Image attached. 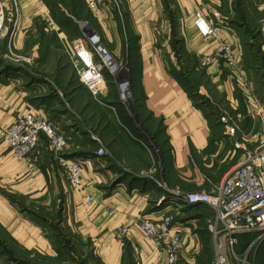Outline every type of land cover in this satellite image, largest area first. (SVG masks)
Returning a JSON list of instances; mask_svg holds the SVG:
<instances>
[{
    "label": "crops",
    "instance_id": "0c3cea01",
    "mask_svg": "<svg viewBox=\"0 0 264 264\" xmlns=\"http://www.w3.org/2000/svg\"><path fill=\"white\" fill-rule=\"evenodd\" d=\"M80 1L89 7L91 0ZM51 4L52 0H21L13 46L29 61H40L45 72L66 77V83L71 69L53 63L58 49L35 21L40 8L51 11ZM122 4L123 16L110 5L91 14L105 31L98 30L103 43L111 44L114 54L129 57L136 99L144 113L163 125L170 183L188 191L209 189L257 142L264 84L253 73L254 62L264 60V0H122ZM70 5L77 8L74 0ZM197 8L221 25L220 39L241 58L237 69L219 60L203 65L219 40L199 31ZM72 23L75 27L66 23V31L61 29L70 44L81 37V25L76 19ZM5 37L0 45L7 42ZM73 54L76 59L74 50ZM189 59L197 63L187 65ZM6 66L0 67V126H9L17 109L53 117L59 125L64 122L61 128L71 135L66 156L83 161L84 186L72 185L44 142L25 160L16 157L0 136V264H168L166 251L136 224L140 217L159 219L165 213H172L174 227L182 229L185 253L198 264H211L214 254L204 229L206 205L185 206L169 196L159 203L164 191L154 183L115 175L108 155L96 157L88 137L68 123L70 112L61 104V95L42 91V81L22 75L17 66ZM197 88L205 100L197 99ZM223 116L236 128L227 139H222L220 129ZM235 142L243 147L235 149ZM90 196L94 201L88 205ZM123 224L129 232L121 241L115 230ZM254 259L264 264V254Z\"/></svg>",
    "mask_w": 264,
    "mask_h": 264
},
{
    "label": "built area",
    "instance_id": "2783aa9c",
    "mask_svg": "<svg viewBox=\"0 0 264 264\" xmlns=\"http://www.w3.org/2000/svg\"><path fill=\"white\" fill-rule=\"evenodd\" d=\"M20 3L21 0H0V40L3 36H8L5 58L7 62L14 64L30 60L19 54L13 46L21 16ZM105 5H110L114 12L123 16L122 0L89 2V7L95 11ZM37 17L44 24L48 34L60 41L65 40L64 33L48 8L41 7ZM80 25L81 37L71 41L77 57V70L80 81L92 94L97 95L106 83V76H116L122 67L114 62L112 54L103 45L101 35L94 31L88 22ZM196 25L204 36H213L219 40L214 52L203 58V65L219 60L231 69H237L241 64V58L232 45L220 39L218 32L221 25L210 19L201 8L196 9ZM5 76L8 80L12 79V75ZM243 79L248 88V81L244 76ZM119 82L123 95L128 94L126 90L132 86V79ZM258 114L262 122L256 132V145L242 152L239 161L230 167L219 183L211 182L209 189L184 192L171 189L168 183H156L153 180V183L164 191L159 203L164 197L169 196L174 198L177 204L185 206L206 205L204 229L210 237V247L214 254L211 264H250L249 256L253 245L264 241V117L261 116V110ZM221 121L227 126L229 136L236 134V128L229 123V119L223 116ZM0 136L8 141L16 157L25 160L30 159L44 142L72 185L77 188L84 186L82 177L84 163L80 159L66 156L71 135L61 128L55 119L17 109L12 123L6 127L0 126ZM99 144L100 147L94 151L95 156H107L106 146L102 145L101 141ZM234 147L241 149L243 146L240 142H235ZM93 201L94 197L90 196L87 204L91 205ZM107 210L109 213L114 212L111 207H107ZM136 224L158 249L166 251L168 264H198L194 257H189L185 253L183 231L179 227H174L172 213H165L159 219L143 216L136 220ZM128 232L129 226L123 224L115 230V236L123 241ZM247 235L252 240L246 250L239 252L237 248Z\"/></svg>",
    "mask_w": 264,
    "mask_h": 264
},
{
    "label": "rangeland",
    "instance_id": "374dc122",
    "mask_svg": "<svg viewBox=\"0 0 264 264\" xmlns=\"http://www.w3.org/2000/svg\"><path fill=\"white\" fill-rule=\"evenodd\" d=\"M71 1L52 0V4L50 5L51 13H53V17L57 20L62 30L66 31V23H70V25L75 27L72 22L76 19L78 24L88 22L97 33H99L98 30L105 33L102 30L101 23L99 24L98 20L91 15L95 11L90 10L88 6L83 7L80 0H74L77 3V8L71 6ZM35 21L45 28L38 17H36ZM115 32L119 36V30L117 29ZM47 35L52 39V46L54 49H58L59 53V57L53 63L58 64V66L66 65L71 69V75L68 78L69 84L68 81L65 83L67 80L66 77L62 76L60 79L57 75L54 76L42 70L39 67L42 65L40 61H24L18 62L17 64L7 62L8 60L5 58V54L8 40L0 45V67L5 69L8 67L6 65L9 64L17 66L22 69V75L25 74V76L33 77L40 82L42 81L44 83H42V91H47L51 95H56L55 93L60 94V100L63 101L61 104L66 107V111L70 112L67 120L68 123H71V126L76 128L75 131H79L82 135L88 137L87 139H89V145L92 149H98L100 147V141L102 145L106 146V153L108 155L106 161L115 175H120V177L133 182L135 180H142L151 183L154 181L156 183H168L171 189L193 192L178 187L176 188L175 185L173 186L170 183L167 177V162L170 151L163 135V125L158 119H153L147 113H144L140 102L136 99L133 82L132 86L126 90L128 94L123 95L119 81L129 80L134 76L129 57L114 54L113 46L107 42V44L103 43L107 51L112 54L114 62L121 65L122 70L114 77L106 76L105 85L101 87L97 95H94L80 81L78 67L76 65L77 58H74L72 44L66 40H64L65 42L59 41L48 33ZM6 38L8 36L4 38L5 41ZM0 41L4 40L1 39ZM17 52L22 55L19 51ZM186 63L187 65H193L197 63V60L189 59ZM254 65H257V72L253 73V77H258L259 81L264 84V60H256ZM201 83L199 84L201 85ZM194 91L198 95L196 96L198 100H205V97L198 88L194 89ZM74 92L76 93L75 97L70 98L71 93ZM51 118L55 119L53 117ZM60 123L61 127H63L64 122L60 121ZM220 129L223 133L222 139H227L229 136L227 126L224 124V127H220ZM240 158L241 155L238 157L237 162ZM251 240L252 238L250 237L243 238L237 249L246 250ZM263 244L264 241L260 243L256 242L253 245L250 251V256L253 261L249 256L252 264H260V262L255 261L254 256L264 254Z\"/></svg>",
    "mask_w": 264,
    "mask_h": 264
},
{
    "label": "water",
    "instance_id": "95a60500",
    "mask_svg": "<svg viewBox=\"0 0 264 264\" xmlns=\"http://www.w3.org/2000/svg\"><path fill=\"white\" fill-rule=\"evenodd\" d=\"M222 246H224V243L222 244Z\"/></svg>",
    "mask_w": 264,
    "mask_h": 264
},
{
    "label": "bare ground",
    "instance_id": "6f19581e",
    "mask_svg": "<svg viewBox=\"0 0 264 264\" xmlns=\"http://www.w3.org/2000/svg\"><path fill=\"white\" fill-rule=\"evenodd\" d=\"M124 87V86H123Z\"/></svg>",
    "mask_w": 264,
    "mask_h": 264
}]
</instances>
